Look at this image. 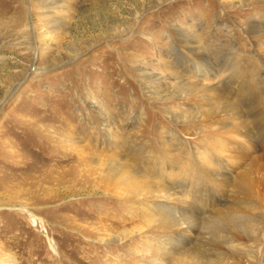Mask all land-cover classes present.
I'll return each instance as SVG.
<instances>
[{"label":"rangeland","instance_id":"obj_1","mask_svg":"<svg viewBox=\"0 0 264 264\" xmlns=\"http://www.w3.org/2000/svg\"><path fill=\"white\" fill-rule=\"evenodd\" d=\"M42 3L0 0V264H173V215L159 225L131 198L108 193L96 156L110 160L111 132L125 149L149 147L190 171L215 162L212 106L184 87L223 85L232 57L264 104V42L253 37L264 0H56L54 31ZM201 57L211 63L206 77ZM138 65L156 74L146 78ZM229 81L259 128L264 107L236 73ZM79 140L92 147L76 163ZM250 153L231 176L264 147ZM201 175L207 201L197 203L208 207L193 208L194 236L182 250L209 264H264V200L227 211L232 193ZM100 220L112 228L100 230Z\"/></svg>","mask_w":264,"mask_h":264},{"label":"bare ground","instance_id":"obj_2","mask_svg":"<svg viewBox=\"0 0 264 264\" xmlns=\"http://www.w3.org/2000/svg\"><path fill=\"white\" fill-rule=\"evenodd\" d=\"M38 1L43 2L41 8H44L43 10L49 13L48 22L50 23V28H53L54 24L59 19L58 16L53 13L54 3L56 0ZM261 14L263 18L261 20H257L258 22L256 24L258 28L255 29V34L253 36L258 39L257 43L260 42L259 40L264 42V9L261 10ZM205 57H207V55H205ZM201 60L204 64L200 67L199 74L205 75L206 77L209 75L208 68L211 67V63H206L203 58ZM234 64L235 62H233L232 57L223 61V66L225 68L227 66V69H230L231 74H237L240 79V83L248 92L247 95L250 94L254 98L258 99L257 101H259V105L263 109L264 104L262 100L254 94L256 90L253 91V87L247 88L250 81L246 72ZM138 68V73L146 78L148 75L156 74L154 70L144 71L145 67L142 65H138ZM215 70L216 69H214V71ZM231 74H229L226 78L225 83L223 82V85L209 83V81L206 82L196 80L195 83L190 84L189 86L187 84L188 87H184L186 90L196 89L197 92L195 96L201 102L200 104L203 107L206 108L212 106V108L207 111L208 114H210V120L208 121L216 124V128L214 127L215 129L213 131L214 135L217 137V144L215 145L217 158L215 157V162H210L211 159L208 158L209 163H207L208 165L205 164L206 167L204 166L202 171H190V167L174 166L171 164V161L168 162L165 159L159 158V154L149 147H141L140 145V147L137 148L125 149L126 147L124 146V143L121 144L124 141H121V139L117 136L114 137L111 132L110 134L115 140L111 145L112 148H114V151L110 155V160L105 157L101 158L96 156V161L105 165L99 184L103 186L108 193L131 198L135 201L136 205L140 206L144 213L153 214L154 216L159 217V225H163V221L168 216L173 215V220H171L173 221V224H169L167 227L169 230L167 243L170 242L171 244H174L172 255H174V257H178L173 264H209V258L207 255L200 258L195 254L196 251L184 252L182 250V247L189 244L194 236V227L191 222L194 218L193 208L197 207L199 209L200 207L205 209L208 207L207 202L204 206L201 203H197V201L200 200L207 201V188L205 187V182L201 180V177L198 175L203 174L204 178H210L211 175H213L215 180L210 178L212 181H216V183L223 182V189L227 191L226 194L232 193L230 196H234L233 201L231 199L230 203H228L226 207V210L231 209L235 211V208L240 209L244 204L246 205L250 203V200H248L249 197L250 199L258 197L260 200H264V191H262L264 189H260V186L264 185V156L262 158L257 157L253 159L244 171L239 173L237 176H231L229 174L230 172L235 174L238 171L237 168L244 164L242 154L246 150L253 153L257 147H264V114L262 120L263 124H261L259 128L258 125L257 128L253 125L255 119L251 122L250 120H247L246 112L242 109V107H244V94H241V92L239 93L241 90L237 84L235 85L233 82L230 83L229 80L231 79ZM211 76H214V74ZM191 81L193 82V80ZM182 83L186 82L182 81ZM145 88H147V86ZM98 109L103 111L104 107L99 106ZM210 131L212 130L207 132L209 133ZM79 142V144L74 145L70 150L72 154H74L72 160L76 163L77 160L78 163L82 161L85 158L84 154H86L87 150L92 147L90 143H84L81 140H79ZM77 158H80L81 160ZM106 160L108 163H103L106 162ZM155 162L158 163L155 164ZM142 165H145V167H142ZM218 167L219 169L221 168L220 172L217 170ZM70 172L76 173V169L74 168L70 170ZM224 176L226 177L224 178ZM231 179H233L232 182ZM212 184L214 183L212 182ZM219 212L222 214L221 211ZM216 213L217 212L215 211L214 214ZM220 213L217 215H221ZM224 215H228V212ZM97 225L101 228L100 230L103 231L111 229L113 226L112 223H108L106 220H100ZM102 239L103 241L109 240V238Z\"/></svg>","mask_w":264,"mask_h":264}]
</instances>
